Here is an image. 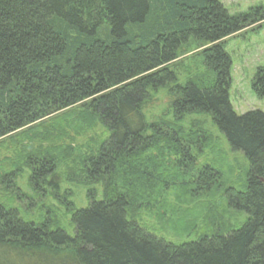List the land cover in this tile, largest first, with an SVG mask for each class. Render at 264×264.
<instances>
[{
    "label": "trees",
    "instance_id": "obj_1",
    "mask_svg": "<svg viewBox=\"0 0 264 264\" xmlns=\"http://www.w3.org/2000/svg\"><path fill=\"white\" fill-rule=\"evenodd\" d=\"M263 27L262 4L233 13L222 0H0V153L14 146L0 159V264H264V111L236 112L227 51L228 38ZM192 49L182 81L171 63ZM251 83L264 99V65ZM164 88L171 117L150 119L145 106ZM195 112L212 117L227 149L200 120L185 123ZM60 167L65 181L96 186L88 206L49 190ZM211 194L222 204L214 217L243 219L175 240L138 217L186 212ZM48 196L72 214L73 235L52 228Z\"/></svg>",
    "mask_w": 264,
    "mask_h": 264
},
{
    "label": "rangeland",
    "instance_id": "obj_2",
    "mask_svg": "<svg viewBox=\"0 0 264 264\" xmlns=\"http://www.w3.org/2000/svg\"><path fill=\"white\" fill-rule=\"evenodd\" d=\"M226 7L233 13H239L242 11L247 10L249 7L260 5L264 6V0H222ZM250 29L246 30L247 32L242 35H237L234 38H228V45L227 51L231 54L233 59V69H232V84H231V102L236 110L237 113L243 114L250 110H262L264 111V99L259 98L252 89V79L253 75L255 74L257 68L260 65H264V27L257 31H249ZM198 51V49H192L187 53L180 54L179 57L175 60V62L171 63L175 68L179 69V73L183 75L181 80L188 75H191L189 68L186 66L187 63L193 61L192 57ZM187 67V68H186ZM178 71V70H177ZM171 102V94L169 93L167 88L160 89L154 96L151 102H148L145 106V112L148 115V118L153 119L157 116H170L168 109L170 108ZM198 119L202 122V125L209 128L215 134L220 133L219 140L220 145L223 147L224 144L221 142L224 141V137L221 135V131L219 130L218 126L212 120V117L203 112H195L188 114L186 116L185 123L193 120ZM96 134H99L96 133ZM78 137L77 141L80 140L81 143L77 144L78 146H83L85 144V140ZM88 143V142H87ZM82 144V145H81ZM7 149L0 153V159L3 156H10L12 150H14V146H5ZM225 148L226 144H225ZM209 153V152H207ZM231 158H234L236 154L229 153ZM79 155V151L74 152V157ZM222 158H224L222 156ZM74 159V158H73ZM239 159V158H238ZM73 161V160H72ZM234 164L237 165V162ZM63 166V165H61ZM237 169L241 171L242 168L236 166ZM222 169L226 170L225 167H221ZM58 172L54 173L53 176L50 178V186L49 190L52 189L53 186L58 185L61 187L62 192L64 194L67 191H71L73 194V203L75 208H84L88 206L91 202L89 188H96L95 185L87 186L83 184L74 183L71 184L67 182L62 177L63 169L60 167L57 169ZM242 173V172H240ZM238 176V175H237ZM16 183L19 187L26 190L29 189V171L24 172V174H20L16 178ZM97 190H100V187H97ZM216 192V191H215ZM217 197L211 200H207L208 198ZM219 196L211 194L208 198H202L199 204L195 205L193 208L190 209V205H185L184 209H189L186 212H178L174 208L166 207V214L162 216L159 211L150 212L148 210H138V217H140V222L147 227L156 231L159 235L166 236L167 238H173L175 240H181L184 238H188L189 234L191 237L196 236L197 234L206 233V232H213L216 228L217 222L224 224L228 217L237 218L240 222L243 219L237 212L233 210H229L228 214L225 217L219 216L214 217L215 213H212V207L218 208L219 205L222 206L220 203ZM179 198H176V195H172V200L174 204L179 203ZM182 200V199H181ZM11 203V202H10ZM45 204L50 207L52 205L54 210V223L53 227L60 226L66 230L67 233L70 235L74 234V226L72 222V214L67 211V208L64 204H61L53 197L48 196L45 199ZM20 207L21 215L26 219H32L37 221L39 219L40 212L38 209L33 207L32 209L28 210L27 203L22 202V204H18ZM202 205V206H201ZM189 207V208H187ZM164 209V208H163ZM173 209L175 212H170ZM137 210V209H136ZM49 211V210H48ZM46 214L44 217L49 216L47 214V210H44ZM136 215V212H135ZM232 223L237 224L235 221L232 220ZM228 223L225 226V229H228ZM224 225H222L223 227ZM236 226V225H234ZM192 239V238H190Z\"/></svg>",
    "mask_w": 264,
    "mask_h": 264
}]
</instances>
